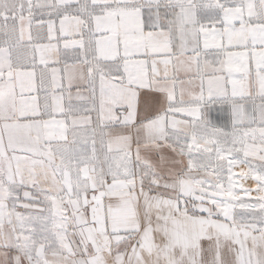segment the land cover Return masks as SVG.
<instances>
[{"label":"snow or ice","instance_id":"6c2138e0","mask_svg":"<svg viewBox=\"0 0 264 264\" xmlns=\"http://www.w3.org/2000/svg\"><path fill=\"white\" fill-rule=\"evenodd\" d=\"M0 264H264V0H0Z\"/></svg>","mask_w":264,"mask_h":264}]
</instances>
